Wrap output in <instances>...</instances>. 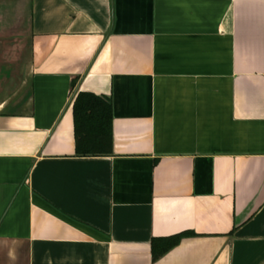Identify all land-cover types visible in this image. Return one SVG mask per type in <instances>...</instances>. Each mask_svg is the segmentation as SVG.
<instances>
[{"label":"crops","instance_id":"obj_1","mask_svg":"<svg viewBox=\"0 0 264 264\" xmlns=\"http://www.w3.org/2000/svg\"><path fill=\"white\" fill-rule=\"evenodd\" d=\"M15 36L0 264H264V0H0ZM79 91L110 103L107 154L75 152Z\"/></svg>","mask_w":264,"mask_h":264},{"label":"trees","instance_id":"obj_2","mask_svg":"<svg viewBox=\"0 0 264 264\" xmlns=\"http://www.w3.org/2000/svg\"><path fill=\"white\" fill-rule=\"evenodd\" d=\"M75 152L79 156L104 155L111 147V106L107 99L79 91L72 106ZM180 236L156 238L152 248L159 254L176 245Z\"/></svg>","mask_w":264,"mask_h":264},{"label":"rangeland","instance_id":"obj_3","mask_svg":"<svg viewBox=\"0 0 264 264\" xmlns=\"http://www.w3.org/2000/svg\"><path fill=\"white\" fill-rule=\"evenodd\" d=\"M15 40L19 41L18 46L13 49V57L14 59L9 58V54L6 52H1L2 48L4 47L3 45H6V40L3 38H0V66H9L8 69V73L6 75H10V78L8 79V82L6 83L3 79H0V99L6 98L9 95H11L12 93L16 92L19 88L20 85L17 84L19 79H17V77L20 75L18 73L20 68L21 63L26 60L27 58V43H26V39L25 38H20L19 36H15ZM4 43H3V42ZM2 54H4L6 56V59L2 57ZM3 55V56H4ZM13 60V62H10ZM7 60V61H6ZM18 69V71H17ZM5 70V69H4ZM7 70H5L6 73ZM5 82V83H4Z\"/></svg>","mask_w":264,"mask_h":264}]
</instances>
